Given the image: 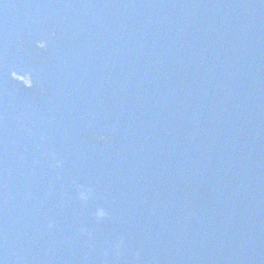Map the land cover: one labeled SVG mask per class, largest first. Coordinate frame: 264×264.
Returning a JSON list of instances; mask_svg holds the SVG:
<instances>
[{
    "label": "water",
    "instance_id": "water-1",
    "mask_svg": "<svg viewBox=\"0 0 264 264\" xmlns=\"http://www.w3.org/2000/svg\"><path fill=\"white\" fill-rule=\"evenodd\" d=\"M0 264H264V0H0Z\"/></svg>",
    "mask_w": 264,
    "mask_h": 264
},
{
    "label": "clouds",
    "instance_id": "clouds-1",
    "mask_svg": "<svg viewBox=\"0 0 264 264\" xmlns=\"http://www.w3.org/2000/svg\"><path fill=\"white\" fill-rule=\"evenodd\" d=\"M102 139H105V137H102ZM107 139H109V137ZM107 139H105V140H107ZM89 192H90V189L81 191V193H80L81 198L82 199H87L88 195H89ZM96 215L98 217H103V216L106 215V212H105V210L103 208H99V209H97Z\"/></svg>",
    "mask_w": 264,
    "mask_h": 264
},
{
    "label": "snow or ice",
    "instance_id": "snow-or-ice-1",
    "mask_svg": "<svg viewBox=\"0 0 264 264\" xmlns=\"http://www.w3.org/2000/svg\"><path fill=\"white\" fill-rule=\"evenodd\" d=\"M108 137L107 136H105V139H107Z\"/></svg>",
    "mask_w": 264,
    "mask_h": 264
}]
</instances>
